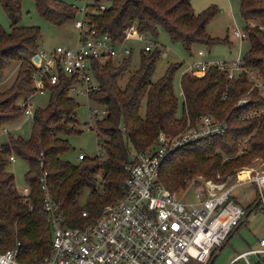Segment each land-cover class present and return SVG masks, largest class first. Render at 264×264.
<instances>
[{
  "label": "trees",
  "instance_id": "1",
  "mask_svg": "<svg viewBox=\"0 0 264 264\" xmlns=\"http://www.w3.org/2000/svg\"><path fill=\"white\" fill-rule=\"evenodd\" d=\"M19 3L20 0H0L10 23L9 31L0 26V78L4 67L15 62L12 79L0 91V129L6 121L23 114L20 102L35 91L32 75L39 71L30 59L38 50L39 30L36 26L18 25ZM33 3L38 14L55 25L74 19L77 14V9L71 6L74 0H33ZM99 4L104 8L97 9ZM238 12L248 42L240 56L241 65L252 69L264 84V0H238ZM215 13L213 5L193 12L189 0H89L85 17L98 34L106 35L112 42L119 41L125 29L134 25L152 37L159 30L164 31L170 41L180 42L189 52L194 43L211 45L225 40L208 37L205 32L206 23ZM138 51L137 67L122 84L119 78L131 54L110 57L102 63L91 62L94 87L86 96L105 111L93 123L103 158L96 155L87 159L84 155L76 163L62 158L70 148L67 136L81 130L75 125L77 102L70 95L73 80L61 71L53 84L42 78L47 102L43 107L32 109L28 137L8 136L0 144L1 250L18 241L16 258L22 262L39 260L49 252L51 230L42 208L39 181L43 171L46 187L63 224L82 226L96 217L101 206L121 196L128 153L152 147L160 132L177 134L186 119L193 124L200 115L209 114L226 121L227 128L221 134L179 145L164 157L159 181L167 190L182 185L196 171L214 176L215 172L223 173L232 166L247 163L251 157L264 159V96L245 73L227 78L214 65L200 76L180 73L178 111L171 80L179 65L167 66L153 79L152 70L159 51L155 47L148 52ZM245 93V102L235 104ZM255 108L262 111L250 117L244 114ZM240 140L244 142L242 153L236 154ZM10 154L26 162L23 178L28 192L25 195L13 186V175L7 169ZM97 172L100 180L94 176ZM84 188L89 191L81 206L78 201ZM82 211L86 216H81ZM252 264L258 263L253 260Z\"/></svg>",
  "mask_w": 264,
  "mask_h": 264
},
{
  "label": "built area",
  "instance_id": "2",
  "mask_svg": "<svg viewBox=\"0 0 264 264\" xmlns=\"http://www.w3.org/2000/svg\"><path fill=\"white\" fill-rule=\"evenodd\" d=\"M83 6L72 7L79 12L72 19L77 30L76 41L72 45H57L48 57L37 51L39 62L33 63L38 73L32 75L36 91H43L41 82L45 78L53 84L58 79V71L73 80L70 90L85 93L94 87L91 77V62L102 63L107 58H121L132 53L129 40L141 42V49H153L154 40L146 32H140L129 25L123 37L112 42L106 35L98 34L95 27L85 17L88 0ZM104 8L99 4L97 9ZM232 36L245 39L244 31L232 30ZM197 56L202 51L196 52ZM211 65L224 71L227 78L238 73L246 74L247 79L264 96V84L252 69L242 67L240 57L234 67L227 62L209 63L199 59L187 63L189 73H204ZM233 69L236 73H233ZM23 114L31 116L28 99L22 100ZM93 112L104 113V109L92 108ZM90 128V126H87ZM227 128L224 120H217L209 114L200 115L195 123L186 119L185 125L175 135L158 133L152 147L130 151L126 157L122 180L121 196L101 206L96 217L82 226L63 224L62 216L52 200L45 183V172L40 174L42 208L51 230L49 252L37 261L22 262L16 258L18 241L13 246L0 251V264H204L210 255L221 247L226 237L244 219L246 211L232 197L235 186L252 183L257 196L261 198L264 188V170L253 173L241 172L235 175L231 184L206 181L207 193L196 202H184L167 190L159 181V168L164 157L175 147L210 135L223 133ZM2 130L3 129L1 128ZM84 153L78 152L80 160ZM10 154L7 161L14 160ZM100 180L101 175L95 173ZM28 192L23 187L21 194ZM81 216H86L82 211ZM252 255L248 260L247 256ZM264 264V237L257 240V246L235 254L227 264Z\"/></svg>",
  "mask_w": 264,
  "mask_h": 264
},
{
  "label": "rangeland",
  "instance_id": "3",
  "mask_svg": "<svg viewBox=\"0 0 264 264\" xmlns=\"http://www.w3.org/2000/svg\"><path fill=\"white\" fill-rule=\"evenodd\" d=\"M189 3L193 12H199L210 5H213L216 8V13L205 25V32L208 37H216L225 40L211 45L194 43L191 45L189 52H186L180 42L170 41L164 31L159 30L155 37L151 36L155 42L153 48L155 47L159 51L154 62L151 77L153 79L157 78L169 65H179L177 68L178 70L173 73L171 80L172 90L178 102V111L181 101L179 86L180 73L186 72L190 75L196 76L203 74L184 71L187 63L199 59L209 63L227 62L229 66L234 67L235 59L243 55L248 47L246 39H238L231 34L233 29L242 31L243 28V20L238 12V0H189ZM74 4L78 8L83 6L82 0H74ZM78 16L79 12L76 14V17ZM18 25L36 26L38 28L40 34L38 50L43 51L48 57H51V51L55 46L72 45L76 41L77 30L73 27L72 19L67 20L61 25L52 24L38 14L33 0H20ZM0 26L5 31H9L10 29L9 19L1 6ZM127 44L132 47V53L129 62L119 78V83L121 84L128 76V73L137 67L139 58L138 50L141 46V42L135 40H129L127 41ZM198 50L202 51V55L197 56L196 52ZM176 62H181V64ZM14 65L15 62H12L4 67L0 78V91H2L12 79L15 71ZM233 73H236L235 69H233ZM36 82L37 80L33 81V83ZM41 84H43V81ZM70 95L77 102L76 109L74 110L76 120L75 125L81 130L77 134L67 136L70 148L62 154V158L69 162L76 163L79 161L76 158V155L81 151L85 156L89 157L87 159L96 155L103 158V153L101 152L93 124L94 120L99 117V114L98 111L93 112L92 108L98 109V105L92 103L85 93H76L74 90H70ZM245 98L246 93L241 95L235 104L243 101ZM46 102V90L39 93L35 88V91L28 97V103L31 109L43 107ZM261 111L262 108H255L246 111L244 114L250 117ZM30 125V117L24 114L6 121L5 125L2 127L3 129H6V131L0 129V144L6 142L8 136L15 137L18 135L21 138H27L30 132ZM87 126H90V128H87ZM238 145V149L235 152L236 154L242 153L241 147H243L244 142L240 140L238 141ZM223 160L226 159L223 157ZM223 160H221V162ZM26 168V162L18 157H14L13 161L7 163V169L13 175V186L19 193H21L23 187H27V183L23 178ZM263 170L264 159L251 157L247 163L232 166L229 170H226L223 173L215 172L214 176H206L202 171L191 173L189 177L183 180L182 185L176 187L170 192L186 203L196 202L203 198L207 193L206 181L231 184L234 182L236 174H240L241 172L253 173L255 171ZM88 191V188H84L79 197L78 202L81 206L85 204ZM231 194L233 199L241 205L247 213L244 217V221L226 237L223 245L219 247L217 251L212 253V256L210 255L209 260L205 264H227L235 254L257 246V240L260 237H264V188L262 189L261 198L257 196L255 187L249 182L243 183L241 186H235L232 189ZM1 249L2 247L0 246V250ZM252 257V255L247 256L248 260H251ZM33 261H37V259H34ZM238 262L244 264L242 259H239Z\"/></svg>",
  "mask_w": 264,
  "mask_h": 264
},
{
  "label": "water",
  "instance_id": "4",
  "mask_svg": "<svg viewBox=\"0 0 264 264\" xmlns=\"http://www.w3.org/2000/svg\"><path fill=\"white\" fill-rule=\"evenodd\" d=\"M31 61L32 62H34V63H38L39 62V55L38 54H33L32 56H31ZM245 101H242V104L244 103Z\"/></svg>",
  "mask_w": 264,
  "mask_h": 264
}]
</instances>
